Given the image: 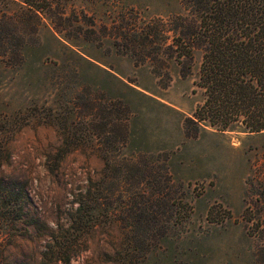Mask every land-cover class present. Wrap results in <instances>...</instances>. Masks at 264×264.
<instances>
[{
    "label": "rangeland",
    "instance_id": "rangeland-1",
    "mask_svg": "<svg viewBox=\"0 0 264 264\" xmlns=\"http://www.w3.org/2000/svg\"><path fill=\"white\" fill-rule=\"evenodd\" d=\"M22 3L0 0V264H264V130L185 127L201 49L116 44L183 1Z\"/></svg>",
    "mask_w": 264,
    "mask_h": 264
},
{
    "label": "trees",
    "instance_id": "trees-1",
    "mask_svg": "<svg viewBox=\"0 0 264 264\" xmlns=\"http://www.w3.org/2000/svg\"><path fill=\"white\" fill-rule=\"evenodd\" d=\"M61 1L22 0L21 10L41 18ZM182 1L187 14L123 25L119 38L123 40L116 44L142 63L160 61L161 54L179 63L191 62L195 50L201 49L197 84L205 96L185 127L193 123L198 129L211 126L224 131L243 125L249 131L264 130V0ZM3 15L11 21L7 12ZM126 19L123 14L125 24ZM63 261L70 264V254Z\"/></svg>",
    "mask_w": 264,
    "mask_h": 264
}]
</instances>
